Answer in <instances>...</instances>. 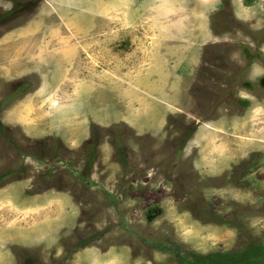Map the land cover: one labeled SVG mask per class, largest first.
<instances>
[{
  "label": "rangeland",
  "instance_id": "374dc122",
  "mask_svg": "<svg viewBox=\"0 0 264 264\" xmlns=\"http://www.w3.org/2000/svg\"><path fill=\"white\" fill-rule=\"evenodd\" d=\"M0 264H264V0H0Z\"/></svg>",
  "mask_w": 264,
  "mask_h": 264
},
{
  "label": "crops",
  "instance_id": "0c3cea01",
  "mask_svg": "<svg viewBox=\"0 0 264 264\" xmlns=\"http://www.w3.org/2000/svg\"><path fill=\"white\" fill-rule=\"evenodd\" d=\"M176 4V3H175ZM175 12L177 13V8L175 9ZM175 14V13H174ZM180 14H184V9H181V13ZM192 14H197V11H194L193 13L191 12V11H189V15H191V17H192ZM175 16V15H174ZM189 21V27H188V33L190 32V30H191V18L188 20ZM175 26V25H174ZM166 29V28H165ZM175 30H176V26H175ZM174 30V31H175ZM190 34V33H189ZM176 35L175 34H173V36H171V37H165L164 39H163V47L164 48H167L168 47V49L173 53V55H175L176 53V51L174 50V46H172L171 44H170V42H176L179 38L178 37H175ZM161 40V39H160ZM173 40V41H172ZM176 48V47H175ZM181 49V48H180Z\"/></svg>",
  "mask_w": 264,
  "mask_h": 264
}]
</instances>
